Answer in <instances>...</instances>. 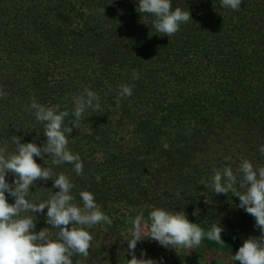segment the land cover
I'll return each instance as SVG.
<instances>
[{"label":"trees","instance_id":"16d2710c","mask_svg":"<svg viewBox=\"0 0 264 264\" xmlns=\"http://www.w3.org/2000/svg\"><path fill=\"white\" fill-rule=\"evenodd\" d=\"M172 7L188 9L192 19L167 37L153 33L150 16L141 22L136 0H0V90L7 94L0 98V146L14 149L13 135L23 142L36 139L38 145L46 139L43 125L25 110L33 96L71 111L70 98L88 86L100 96L101 107L88 110L68 145L80 154L83 174L77 176L70 164L52 166L47 154L44 163L72 179L73 194L102 188L96 192L104 200L101 209L112 219L120 216L121 197L106 188L108 178L130 194L157 178L210 181L213 169H235L243 158L264 166L259 152L264 144V0H242L236 11L220 7V0H173ZM124 27L134 31L122 52L117 38L128 40ZM111 55L115 58L109 60ZM133 69L139 73L136 80ZM121 84H131L133 95L116 106ZM191 135H200L203 150L186 144ZM165 142L178 159L190 162L186 169L162 173L159 153L167 150ZM51 187V180L36 181L32 198L47 199L56 191ZM152 187L156 191L161 184ZM183 189L184 196L172 198V208L208 203L221 217L218 222L187 217L205 230L214 223L223 227L225 243L205 238L201 244L208 249L234 255L245 240L239 226L260 235L233 192L215 194L204 185ZM153 207L139 209L149 223ZM33 218L37 231H57L42 214Z\"/></svg>","mask_w":264,"mask_h":264},{"label":"clouds","instance_id":"9594fccd","mask_svg":"<svg viewBox=\"0 0 264 264\" xmlns=\"http://www.w3.org/2000/svg\"><path fill=\"white\" fill-rule=\"evenodd\" d=\"M172 2L136 0V10L152 18L153 33L171 37L181 25L192 19L188 9L173 8ZM241 3L242 0H220V7L236 11ZM138 78L139 73L133 69L132 79ZM5 95L0 90V98ZM132 95L133 86L121 84L116 90L115 105L119 106L122 98ZM70 104L71 111L62 108L59 103L41 104L33 96L25 110L32 112L35 120L43 125L46 139L38 145L36 139L23 142L21 136L13 135L11 142L15 145L14 149L9 151L7 147L0 146V264H74V255L85 259L89 256L93 240L90 229L98 224L111 226L113 223L112 218L102 211L93 192L79 191L82 205L75 203L72 179L63 172L54 173L53 167L44 163L47 154L52 166L70 164L77 176L83 174V160L78 152L69 148V137L74 129L80 128L88 110L100 109V96L85 86L79 94L70 98ZM69 116L72 118L68 119ZM163 147L169 148L167 142ZM259 152L264 154V144L259 146ZM36 158H40L46 166L37 163ZM9 175L11 181L7 178ZM38 180L44 183L51 180V188L56 191H52L47 199L34 200L30 188ZM200 184L210 186L215 194L233 192L239 197L238 207L254 217V227L260 230L259 236H249L232 255L233 264L236 261L240 264H264V166L254 165L251 160L243 158L235 169L231 166L213 169L210 181L201 179ZM9 198H12V203ZM38 214H42L45 222L57 230L54 238L47 227L36 230L37 219L33 217H38ZM148 219L150 223L145 224L141 213L131 220L130 238L124 239L130 252L136 248L138 241L145 238L176 252L180 248H196L205 238L221 246L225 243L221 236L224 229L220 224L214 223L205 230L190 221L181 210L153 207ZM75 264H83V261L77 260ZM127 264H164V259H138L133 253Z\"/></svg>","mask_w":264,"mask_h":264},{"label":"rangeland","instance_id":"374dc122","mask_svg":"<svg viewBox=\"0 0 264 264\" xmlns=\"http://www.w3.org/2000/svg\"><path fill=\"white\" fill-rule=\"evenodd\" d=\"M130 1L133 2L134 0ZM142 15L143 20L141 19V22L144 23L145 21H147V15ZM106 19H109V15L105 16V20ZM13 27H16V25H14ZM124 30H126L127 32L125 36L128 38V40H121V37L117 38L118 49H121L122 52L126 50L125 46H128L130 44V40L132 39V35L130 33L134 31L133 29H128V27H124ZM113 57L114 56L111 55L108 59L111 60L113 59ZM236 133L237 132L235 131V136ZM196 136L191 135L188 138H185V140L187 141L186 144L190 148L202 147L203 139L200 138V135ZM201 149L203 150L204 148L202 147ZM175 152V148L171 146L165 152L159 153V156L162 155L160 163H162L163 165L161 166L163 168V174H177L178 170H184L186 169L187 165H189L190 162L186 161V158L178 159ZM144 178H146V180H150L151 172L150 175L145 176ZM168 178L169 177H165L164 180L161 178H157L155 182L150 183H148V181H145L141 185L135 187V189L131 191L130 194L128 192H125L124 194L123 192L126 191L127 188L125 189L123 187L116 186L114 179L108 178L106 188H109V190L113 188L112 190L116 191L121 197V199H118L120 200V203H117V206H120L121 208L119 209L120 216L119 218L116 217L117 219H112L113 223L111 226L98 224L90 229V231L93 233V240L89 249V256L85 259L79 257L78 255H74V264L77 260H82L83 264H127V259H131L133 253L138 259L151 258L159 261V259L163 257L164 264H233L231 260V253L219 250H210L203 244L193 249L180 248L177 250V253L174 249L164 248L155 240L145 238L142 241L137 242L136 248L132 250V252L129 251L128 242L124 239L126 237H129L131 220L134 219L138 214H143V211H140L144 210L142 209L143 206H150L151 204L152 206L167 208L170 211H184L187 217L191 214H196L201 216L202 218L214 222H218L221 220L219 213L214 211L213 209L207 208V206L209 205L205 202H203V204H206V208H203L202 204L200 206V203L195 201H191V205L189 206L182 205V203H184L182 202L181 205L172 208L170 206L172 198H175L177 196H184V194L186 193V190L183 189L184 187L191 186L193 190L197 189L201 186V179L196 180L192 183H188L184 182V180L181 179ZM164 181L166 182L164 183ZM154 183L161 184V187L156 191L152 189ZM101 189L102 188L93 190L91 188L90 191L95 194L97 203L102 207V204H104V200L100 199V197L97 195L98 193H96ZM74 195L76 197L74 202L82 205L79 194L76 193ZM125 195L130 196L127 197ZM187 196H189V193ZM229 214L231 213L229 212ZM143 222L145 224H149L148 220L144 217ZM237 223L239 224L238 221H235L234 225H237ZM70 226L71 225H69V227ZM242 228H246V226L242 224ZM238 229L243 233L245 239H247L249 236H259L255 233L254 230H250L247 233L243 232L240 226L238 227ZM48 232L54 238L56 231L54 232V230H49ZM147 235V229H145V236ZM141 253H144L143 257L141 256ZM235 264H240V262L236 261Z\"/></svg>","mask_w":264,"mask_h":264}]
</instances>
